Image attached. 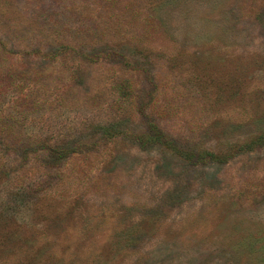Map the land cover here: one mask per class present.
Masks as SVG:
<instances>
[{
	"label": "rangeland",
	"instance_id": "rangeland-1",
	"mask_svg": "<svg viewBox=\"0 0 264 264\" xmlns=\"http://www.w3.org/2000/svg\"><path fill=\"white\" fill-rule=\"evenodd\" d=\"M0 264H264V0H0Z\"/></svg>",
	"mask_w": 264,
	"mask_h": 264
},
{
	"label": "trees",
	"instance_id": "trees-1",
	"mask_svg": "<svg viewBox=\"0 0 264 264\" xmlns=\"http://www.w3.org/2000/svg\"><path fill=\"white\" fill-rule=\"evenodd\" d=\"M70 50H73V48L72 47H70L69 48ZM63 52H68V49H66V47H62V49H61V52H59L58 54H61V53H63ZM102 52L105 54V53H107L109 56H111L112 55V52L113 51H108V50H106V49H104V50H102ZM53 53H57L56 51L55 52H53V51H47V54H46V57H52L53 56ZM116 53V52H115ZM4 71L5 72H3L2 73V75L1 76H5L6 74H8V72H9V70L8 69H4ZM59 150V149H58Z\"/></svg>",
	"mask_w": 264,
	"mask_h": 264
}]
</instances>
